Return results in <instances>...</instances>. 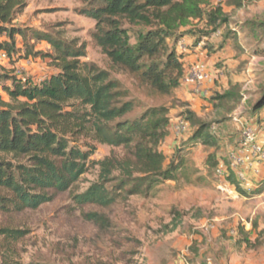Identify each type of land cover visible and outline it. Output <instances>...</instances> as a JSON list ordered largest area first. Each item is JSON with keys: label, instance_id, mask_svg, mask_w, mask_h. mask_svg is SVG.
<instances>
[{"label": "rangeland", "instance_id": "1", "mask_svg": "<svg viewBox=\"0 0 264 264\" xmlns=\"http://www.w3.org/2000/svg\"><path fill=\"white\" fill-rule=\"evenodd\" d=\"M218 6L229 23L220 31L198 21L183 29L193 31L183 39L189 50L198 48V52L184 54L181 86L162 95L141 74L112 67L93 40L96 22L83 14L87 6L82 0H28L13 25L63 31L66 38L85 43L84 61L110 71L139 102L134 116L151 107L168 108L169 134L156 149L164 157V171L171 172L151 177L136 173L139 179L112 206H77L74 198L100 181V166L95 165L70 190L58 193L37 210L0 211V227L28 233L17 245L22 264H177L182 257L191 264H264V189L251 194L242 188V193L224 192L219 189L218 172L220 166L231 165L230 157L240 149L244 130L251 121L261 125L257 116L264 114V109L255 111L264 94V0H209L206 8ZM17 42L22 50V39ZM38 52L53 50L48 43L37 42L34 53ZM51 63L50 58L34 55L26 59L0 54V69L36 82L57 73ZM195 63L206 65L212 81L202 85L212 84L205 103L182 93L186 83L193 85L189 72ZM0 98L9 102L2 86ZM188 113L198 123L209 125L219 141L216 148L195 137L198 127ZM179 120L188 126L177 137L171 128ZM258 131L262 134V127ZM107 159H135L133 148L97 145L91 161ZM114 177L109 187L119 185L123 174L116 172ZM135 184L140 190L131 195L128 192ZM94 214L105 220L95 223L89 218Z\"/></svg>", "mask_w": 264, "mask_h": 264}, {"label": "trees", "instance_id": "2", "mask_svg": "<svg viewBox=\"0 0 264 264\" xmlns=\"http://www.w3.org/2000/svg\"><path fill=\"white\" fill-rule=\"evenodd\" d=\"M82 1L87 6L83 14L96 22L93 40L112 67L141 74L162 95L178 89L185 75L184 55L177 47L193 31L183 29L192 21L206 22L215 31L229 23L221 6L206 8L209 0ZM27 6L28 0H0V54L50 58L57 73L36 82L0 69V86L9 97V102L0 98V211L37 210L70 190L95 165L100 166V181L74 198L77 206H112L139 179L136 173L167 176L171 171H164V157L156 148L169 134L168 108L151 107L134 116L139 102L110 71L84 61L85 43L66 38L63 31L13 25ZM140 27L146 31H134ZM17 38L22 39L23 51L17 47ZM31 42H46L53 53H34ZM263 109L264 94L255 111ZM188 114L198 127L195 137L216 148L219 141L209 125ZM97 145L133 148L135 159L96 163L91 158ZM116 172L123 179L109 187ZM230 180L236 185L233 175ZM263 189L264 184L258 192ZM139 190L135 184L128 193L136 195ZM89 218L98 224L105 220L96 214ZM27 234L0 227V264H22L17 245Z\"/></svg>", "mask_w": 264, "mask_h": 264}, {"label": "built area", "instance_id": "3", "mask_svg": "<svg viewBox=\"0 0 264 264\" xmlns=\"http://www.w3.org/2000/svg\"><path fill=\"white\" fill-rule=\"evenodd\" d=\"M222 0H218L220 3ZM192 84L196 86V91L201 93L204 85L210 78L209 71L205 64L195 63L189 72ZM187 122L179 120L172 125V131L175 136L180 137L187 130ZM261 127L264 133V115L261 121ZM230 166H220L218 169L221 180L219 189L226 192L228 190L237 191L242 188L246 193L251 194L258 190L264 182V140L262 134L252 128H246L243 132L242 145L240 149L230 157ZM246 170L253 172L257 181L248 179ZM236 180V185L231 183V177ZM262 184V185H261ZM177 264H191L182 257Z\"/></svg>", "mask_w": 264, "mask_h": 264}, {"label": "crops", "instance_id": "4", "mask_svg": "<svg viewBox=\"0 0 264 264\" xmlns=\"http://www.w3.org/2000/svg\"><path fill=\"white\" fill-rule=\"evenodd\" d=\"M178 44H179V46L177 47V50H178V52L180 54H183V55L185 54L186 55V54H189V53L198 52V48H191L189 50L188 43L185 42V39L180 40ZM194 56H196V55H194ZM209 81L212 82L211 80H209ZM207 83H205V84H207ZM211 85L212 84L207 85V88H206V85H205L204 86L205 89L203 88V91L201 93L200 92L198 93L196 91V86L195 85H191L190 83H186L185 84V88H182V93L184 94V97L188 96L189 99H191L192 101H194L196 103H205L204 99L208 95L207 94V92H208L207 90L210 89L209 86H211ZM259 127H261V125L259 123H257V122H254V121H251V123L248 125V128H252V129H254L256 131L259 130ZM262 137H263V140H264V133H262ZM253 172L254 171L246 170L248 179L253 180L254 182H256L257 178H254ZM262 184H264V182Z\"/></svg>", "mask_w": 264, "mask_h": 264}]
</instances>
